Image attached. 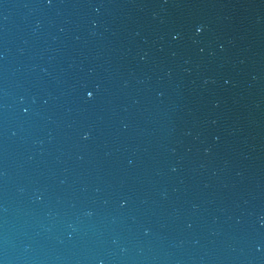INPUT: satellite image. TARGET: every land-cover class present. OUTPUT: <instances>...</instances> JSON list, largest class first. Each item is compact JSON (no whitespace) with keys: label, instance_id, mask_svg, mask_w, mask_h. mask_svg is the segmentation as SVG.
Masks as SVG:
<instances>
[{"label":"water","instance_id":"1","mask_svg":"<svg viewBox=\"0 0 264 264\" xmlns=\"http://www.w3.org/2000/svg\"><path fill=\"white\" fill-rule=\"evenodd\" d=\"M0 264H264V0H0Z\"/></svg>","mask_w":264,"mask_h":264}]
</instances>
